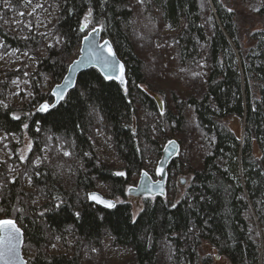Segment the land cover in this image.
<instances>
[{
    "label": "trees",
    "instance_id": "1",
    "mask_svg": "<svg viewBox=\"0 0 264 264\" xmlns=\"http://www.w3.org/2000/svg\"><path fill=\"white\" fill-rule=\"evenodd\" d=\"M10 3L5 8L0 0V42L5 45L0 62L7 57L0 65V134L9 143L25 132L32 150L21 163L9 143L10 158L0 157L7 161L0 164V219H13L20 227L22 247L32 253L27 264H112L103 256L90 261L105 237L130 251L122 264H209L208 258L199 260L203 243L230 264H264V33L252 35L254 44L243 52L233 14L217 0H211L214 13L206 16L198 0ZM38 3L44 7L28 15ZM89 9L90 23L101 27L102 38L125 65L127 91L90 68L51 109L54 115L39 113L37 107L52 102L51 87L77 56L86 32L79 27ZM259 12H264L262 0ZM135 20L144 23L135 24L136 29L147 32V54L165 77L169 69L177 78L175 68L189 69L182 77L185 87L156 90L150 83L149 91L139 88L145 84V63L131 39ZM160 28L172 34L158 33ZM53 37L62 42L49 49ZM166 38L168 44L156 45ZM14 81L27 86L19 102L11 103ZM14 115L20 120H13ZM229 117L243 121L241 139L222 123ZM96 129L107 136L125 177L115 176L112 163L94 150ZM174 137L180 149L167 166L166 198H144L135 218L124 202L112 209L88 203L86 192L98 184L111 197H123L142 170L155 180L162 147ZM9 164L17 168L14 177ZM180 174L189 180L174 202V178ZM32 196L43 201L40 209L23 202ZM55 242L62 252L48 251Z\"/></svg>",
    "mask_w": 264,
    "mask_h": 264
},
{
    "label": "rangeland",
    "instance_id": "2",
    "mask_svg": "<svg viewBox=\"0 0 264 264\" xmlns=\"http://www.w3.org/2000/svg\"><path fill=\"white\" fill-rule=\"evenodd\" d=\"M217 1L220 2L227 10L231 9V12H232L233 18H234V23H235L237 31H238L240 46H241L243 52H245V51L248 52L250 46L252 44H254V40L252 39V35L254 36L257 32H263L264 33V12L257 11V9L261 8V0H217ZM262 1H264V0H262ZM198 5L202 9V14H204L205 16L207 13L213 12L211 0H198ZM206 5H207V8L205 9ZM87 14H88V12H86L84 14V16L82 18V23L84 22V18H85V16H87ZM136 19H138V18H136ZM207 19H208V17H204L203 22H205V26L206 27L208 26L207 30H209L210 23H207ZM135 24L136 25H144V23L138 24L137 21L135 20L133 23L134 31L132 30L133 32L131 33L132 34V38H131L132 43L136 47H138L137 49H138L139 56L141 59H143L142 60L143 63H145L144 67H143L144 68L143 79L145 80V84H140V87L139 86L138 87L143 89V90H146V91H149L146 86H147V84H150V83H151L152 87H154L156 90H162V89L165 90L167 88L168 89L178 88L177 86L179 84H181L182 86L185 87L186 83L184 81V78H182V77L184 76L185 73L189 72V69L182 68L181 70H177L175 68V71L177 72V75L179 76V78L176 77V73L173 72L172 69H169L167 71L168 75H166V77H165L163 74L164 72H162L161 69H158L156 67V65L154 64V57H151L150 55L147 54L146 47L148 48L151 46L149 39L146 37L147 32L143 31L142 28L137 30L138 28ZM149 24L151 25V22H149ZM95 26L90 23V18H89L88 27L85 29V31L91 30ZM147 27H148V23H147ZM159 30H161V31L159 32ZM159 30H158V33H163L164 35L165 34H168V35L172 34V31H169V30L166 31L163 28L162 29L160 28ZM160 36H162V35L160 34ZM155 39L156 38L153 37V40H155ZM158 41H160V40H158ZM163 41L164 42H155V43H157L156 45H158V46L168 44L167 38L164 39ZM77 54H78V51H77ZM20 58L23 59L22 55L20 56ZM6 61H7V57H3V59L0 62V65L5 64ZM16 65L17 64L15 62L11 64V66H13V67H15ZM174 67H176V66L174 65ZM185 70H188V71H185ZM161 75H162V78L160 80L153 82L156 77L160 78ZM26 86H27V84L24 81H21V82L17 81L13 84V92L10 94V97H9L11 103L19 102L20 93L26 88ZM155 97H157L156 99L161 102V99L158 96H155ZM159 109L162 110L163 105ZM222 123L228 129L233 131L234 134L239 137V139H241L242 133H243V124H242L241 119L235 118V117H229V118L223 120ZM4 137L5 136L0 134V140L3 141L4 139H2V138H4ZM10 138H11V142H9V143L13 144L15 151L17 152L18 157L23 155L26 158L28 153H29V151L26 148V145L31 143V140L29 139L27 134L25 132H22L21 136H19V137L14 136V137H10ZM7 139H8V137H7ZM173 139H175L177 141L176 137H174ZM168 141H166V142H168ZM9 143H6V142L0 143L1 146H4L5 144L7 145V148L0 150V157L6 158V159L10 158V156H9L10 151H9V146H8ZM93 143H94V148H95L94 150L96 152H98V154L100 156L103 157L104 161L109 163V164L112 163V165L115 169L114 173L121 171L120 163H119V161L117 162L113 156L111 145L108 141V138H107V136L104 135V133L101 130H99V129L94 130ZM179 149H180V147H179ZM44 155H46V154L44 153ZM9 167L14 169V171H11V175L12 176L16 175L17 168H15V166H13L12 164H9ZM18 169H19V167H18ZM138 177H139V175H137L135 177V182L133 184H128L127 186H131V185L136 184ZM180 177H183L185 179V181H186L185 183H187V181L189 180L188 174H180L174 178V184H175V195L173 198L174 202H176L182 196L184 189H185V185H186V184L185 185H179L178 179ZM127 186L125 187V189L127 188ZM26 189L28 190L29 187H26ZM91 190H94V191L100 193L101 195H103L105 197L112 198L118 203H123V202L127 203L130 206V211H131V215L133 218H135L136 215L143 208L144 198L131 197V196L126 195L125 193H124L123 197H111L109 190L107 189V187L104 184H98L96 187H94ZM31 199H33V200L30 201ZM31 199L28 197H26V198L23 197V202L24 203L29 202V205L30 204L35 205L36 209L37 208L40 209L39 206H41L42 202H43L41 200V198L39 196H32ZM19 210H20V208H19ZM102 243H103L102 246L99 247L98 250L93 251L94 255L90 258L91 262L97 261V259L101 256H103L102 257L103 259H104V257H107L108 261L112 264H122L124 261L129 260L130 255H131L129 250H127L125 248L112 246L111 242L106 237L102 240ZM53 245H55V247H53ZM22 249L24 250V251H22V254H23V256L27 262V260L31 259L32 253L28 252V250H26L23 247H22ZM48 251L51 253H58V252H62V249L60 247V244L55 242L49 247ZM198 254H199V260L200 261L202 259L208 258L209 264H230L226 259L216 256L213 249L209 245H207L206 243H203L201 245V247L198 250ZM200 264H202V263H200Z\"/></svg>",
    "mask_w": 264,
    "mask_h": 264
},
{
    "label": "snow or ice",
    "instance_id": "3",
    "mask_svg": "<svg viewBox=\"0 0 264 264\" xmlns=\"http://www.w3.org/2000/svg\"><path fill=\"white\" fill-rule=\"evenodd\" d=\"M103 3H106L107 0H102ZM138 3L143 4L144 0H138ZM3 4L5 6V8H11L12 5L10 3V0H3ZM24 4L25 6H30L32 5V0H24ZM44 5L43 4H36L35 7L32 9L31 12L28 13V15H33L35 12L36 8H43ZM229 11H231V9H229ZM257 11H259V9H257ZM20 16H24L25 13L24 12H19L18 13ZM92 16V10L89 9L87 16H85L84 18V22L80 25V30H84L88 27V23H89V18ZM0 19H3V17H0ZM26 28L29 29V31L32 30V26L31 24H25L24 25ZM92 32H98L100 31V29H97L95 27H93L91 29ZM45 37H47V33L42 34ZM25 39H27L28 37H24ZM55 43L54 44H48L47 47L49 49L54 48L56 45H59L62 41L59 37H53ZM85 39H87V37H85ZM5 47L3 42H0V48ZM96 49H98V51H95V55H91L90 56V62H93L94 64L98 65L100 70L103 73L104 76V80L106 81H111L113 79H115L116 81H118V83L120 85H126V80H125V65L120 64L117 60H116V56L117 53L113 50L112 45L105 40L103 42V44H99L95 46ZM104 53H106V55H104ZM25 56H28L29 53L25 52L23 53ZM76 64V66H80L81 61L77 60L74 62ZM119 69V74L116 75V70ZM27 74V73H25ZM15 83V81H14ZM68 83H71V81L69 80ZM67 86V85H65ZM85 87H87V84L85 83ZM127 91L126 87H125V92ZM53 95L56 96L57 98V103H59L60 101L64 100V95H63V91L61 90L60 92H53ZM55 107V105H50L48 102H44L41 103L37 109V111L39 113H45L48 115H54V113L51 111V109ZM255 111V109H254ZM163 114V113H161ZM13 120H20L19 116H12ZM24 128H28L27 124H24ZM36 131H40L39 128L36 129ZM2 139H7V137L5 136ZM0 142H2V140H0ZM170 143H174V142H170ZM5 148H7V145H4ZM26 148L28 151L32 150V144L29 143L26 145ZM65 156H68L69 153L68 152H64L63 153ZM20 162L24 163L25 162V157L23 155H21L19 157ZM40 160L38 159L36 161V165L39 166L40 164ZM0 164H7V161H0ZM14 171L13 168L9 167V172ZM160 171L162 170H158V174H160ZM115 176L117 177H125L126 173L122 172V171H118L114 173ZM143 176L147 177V172H144L142 174ZM29 182H31V177H29ZM9 183L14 184L15 183V179L10 180ZM149 191H151V187H149ZM89 199L93 202H95L96 204L99 205H103L105 208L108 209H112L115 208L116 205L110 201V200H105L103 198H101L100 196L97 195H91L89 197ZM56 208L60 207V204H57L55 206ZM173 207H175V205H173ZM4 209L0 208V212H3ZM16 211H20L19 209H16ZM41 215H43V213H41ZM79 212L76 213L77 218H79ZM133 223H135V221H133ZM20 239H21V229L20 227H17V223L15 220L12 219H0V264H25V262L20 258L19 256V247H20ZM53 247H55V245H53Z\"/></svg>",
    "mask_w": 264,
    "mask_h": 264
},
{
    "label": "water",
    "instance_id": "4",
    "mask_svg": "<svg viewBox=\"0 0 264 264\" xmlns=\"http://www.w3.org/2000/svg\"><path fill=\"white\" fill-rule=\"evenodd\" d=\"M95 28L100 29V31L92 32L91 30H88L85 32V34L81 38L77 56L68 65L66 73L63 76V78L61 79V81L52 86V88L49 92V95L52 98V102L49 103L50 105L57 106L61 102L60 101L59 103H57V98H56V96L53 95V92L54 91L60 92L62 90L64 98H65L66 95L68 94V92L75 87L77 76L83 71H86L90 68H93L104 79L103 73L100 70L99 66L94 64L93 62H90V56L95 55V51H98V49L95 48L96 45L103 44V42L105 40H107L109 43H110V41L108 39L102 38L100 26H95ZM79 31L83 33L85 31V29L81 31L80 27H79ZM85 37H87V39H85ZM112 48H113V46H112ZM113 50H114V48H113ZM104 55H106V53H104ZM77 60L81 61L80 66H76V64L74 63ZM116 60L120 64H123L121 62V60L118 58V56H116ZM115 74L116 75L119 74V69L116 70ZM69 80L71 81V83H68ZM113 81L118 83V81H116L115 79H113ZM65 85H67V86H65ZM120 87L124 88L125 85H120ZM156 98L157 97H154L159 108H161L162 103L159 100H157ZM38 107H37V109H38ZM170 142H174V143H170ZM179 147H180V145L175 139H170L168 142H166L162 148L161 156H160V158H159V160L155 166V174H156L157 178L155 180H153L148 173H147L148 174L147 177L143 176L142 174L144 172H147V171L142 170L139 173V177H138L136 184L133 186H129L126 189L125 194L128 196H131V197H135V198H156V197L164 198L167 194V192H166L167 166L173 160V158H175L178 155ZM158 170H162V171H160V174H158ZM185 182L186 181L183 177H180L178 179L179 185H185L186 184ZM149 187H151V191H149ZM91 195L100 196L101 198H103L105 200L112 201L116 205V202L111 200L109 197H105V196L101 195L98 192L90 193L89 197ZM100 206L104 207L103 205H100ZM17 227H18V225H17ZM21 248H22V231H21L20 247H19L18 251H19L20 258L25 262V264H27L26 260L24 259L23 255H22V249Z\"/></svg>",
    "mask_w": 264,
    "mask_h": 264
},
{
    "label": "bare ground",
    "instance_id": "5",
    "mask_svg": "<svg viewBox=\"0 0 264 264\" xmlns=\"http://www.w3.org/2000/svg\"><path fill=\"white\" fill-rule=\"evenodd\" d=\"M242 124H243V121H242ZM157 164V163H156ZM135 185V184H134ZM166 185H167V183H166ZM131 186H133V185H131ZM129 186H127V188H128ZM126 188V189H127ZM93 189V188H92ZM126 189H125V191H126ZM94 192H96V191H94V190H91V189H89L87 192H86V198H87V201H88V203L89 204H91V205H93V206H97V207H100V208H104V207H102V206H100L99 204H96L95 202H93V201H90L89 200V194L90 193H94ZM125 193V192H124ZM167 195V194H166ZM164 198H166V196L164 197ZM111 200H113L114 202H116L114 199H112V198H110ZM118 204V202H116V205ZM104 209H107V208H104ZM22 246H23V236H22ZM22 249V248H21ZM23 255V254H22ZM216 256H218L217 254H216ZM24 257V256H23ZM218 257H221V256H218ZM222 258H224V257H222ZM25 259V258H24ZM225 259V258H224Z\"/></svg>",
    "mask_w": 264,
    "mask_h": 264
}]
</instances>
